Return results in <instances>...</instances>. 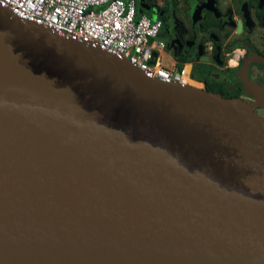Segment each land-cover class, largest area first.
I'll return each mask as SVG.
<instances>
[{
  "label": "water",
  "instance_id": "1",
  "mask_svg": "<svg viewBox=\"0 0 264 264\" xmlns=\"http://www.w3.org/2000/svg\"><path fill=\"white\" fill-rule=\"evenodd\" d=\"M254 109L0 8V264H264Z\"/></svg>",
  "mask_w": 264,
  "mask_h": 264
},
{
  "label": "built area",
  "instance_id": "2",
  "mask_svg": "<svg viewBox=\"0 0 264 264\" xmlns=\"http://www.w3.org/2000/svg\"><path fill=\"white\" fill-rule=\"evenodd\" d=\"M0 8L58 37L125 60L148 78L188 86L189 64L173 61L171 66H163L166 45L161 21L138 11L134 0H0ZM243 54L238 48L229 57L239 63Z\"/></svg>",
  "mask_w": 264,
  "mask_h": 264
},
{
  "label": "flooded vegetation",
  "instance_id": "3",
  "mask_svg": "<svg viewBox=\"0 0 264 264\" xmlns=\"http://www.w3.org/2000/svg\"><path fill=\"white\" fill-rule=\"evenodd\" d=\"M134 2L138 11L151 19L161 21V33L165 39L166 49L176 56L179 63L191 65V67L186 66V75L191 86L214 93H236L235 97L245 100L244 93H247L250 86H245L244 82L251 73L250 65H255L264 73V66L261 64L254 62L245 65L243 63L244 58L248 56L264 57V41L258 39L264 37V29L259 26L255 17L256 8L263 4L259 0H238V7H229L226 10L225 19H221L211 11L204 21L196 20L188 33L179 26L177 20L174 21L171 3L176 1L165 0L164 9L160 8L157 0H134ZM246 12L250 14L252 12L262 35L254 30L250 31L252 28L250 29L251 26L246 24L244 18ZM204 13H206L205 10ZM208 23L210 25L203 29L202 27ZM238 23L242 26L240 33L236 30L234 33L226 32L221 38L215 35L214 30L222 31L230 26L237 29ZM236 34L239 37H236ZM231 45H240L239 49L244 51L243 58L238 64L226 57V54L232 52L229 49ZM203 49L209 51V57L202 54ZM200 57H206L208 61L200 62ZM256 81L263 83V80L259 78H256ZM247 102L252 103L249 100Z\"/></svg>",
  "mask_w": 264,
  "mask_h": 264
},
{
  "label": "rangeland",
  "instance_id": "4",
  "mask_svg": "<svg viewBox=\"0 0 264 264\" xmlns=\"http://www.w3.org/2000/svg\"><path fill=\"white\" fill-rule=\"evenodd\" d=\"M175 3H171L172 10L174 11L173 18L174 21L177 20L179 23V26H181L187 33L191 31V26L194 25L196 20L198 21H204L211 11L216 14V16H220L221 19H225V15H227L226 10L229 7L236 8L238 7V0H215L212 1V4H210L209 0H174ZM219 1V2H218ZM157 3L159 4L160 8L164 9L165 0H157ZM219 3V4H218ZM201 6V7H200ZM204 10L206 13H204ZM244 18L246 19V24L251 23L250 31L254 30L259 35H262L261 30L257 26L256 20L251 14L246 12L244 13ZM253 26V27H252ZM240 28L237 27H225L222 31L214 30L215 35L219 36L220 38L223 37L224 33L231 32L234 33L235 30L238 32ZM260 31V32H259ZM239 33V32H238ZM236 37H239L238 34H236ZM260 40L264 41V37L258 38ZM202 54L204 56L209 55V51L202 50ZM209 57V56H208ZM163 66L169 67L173 64V61L177 63V65H180V61L176 58L175 55L169 50L166 49L163 52ZM201 65V64H200ZM202 90H204L202 88ZM205 91V90H204ZM264 102V97H263ZM256 112L264 116V106L263 107H255Z\"/></svg>",
  "mask_w": 264,
  "mask_h": 264
},
{
  "label": "crops",
  "instance_id": "5",
  "mask_svg": "<svg viewBox=\"0 0 264 264\" xmlns=\"http://www.w3.org/2000/svg\"><path fill=\"white\" fill-rule=\"evenodd\" d=\"M238 27L240 28L238 32H241V23H238ZM226 57H229V54H226ZM250 57V56H248ZM245 59V58H244ZM254 63V62H251ZM250 63V64H251ZM257 63V62H255ZM238 64V63H237ZM248 64V65H250ZM251 73L248 76V79L244 82L245 86H250L247 89V93H244V98L246 101L249 100L251 105H254V107H263L264 102H263V97H264V73L263 71L257 69L255 65H250ZM256 78L263 80V83H259L256 81ZM256 112V110L254 109Z\"/></svg>",
  "mask_w": 264,
  "mask_h": 264
},
{
  "label": "trees",
  "instance_id": "6",
  "mask_svg": "<svg viewBox=\"0 0 264 264\" xmlns=\"http://www.w3.org/2000/svg\"><path fill=\"white\" fill-rule=\"evenodd\" d=\"M255 17L257 19L259 26L264 29V2L259 8L258 7L256 8ZM209 25H210V23L205 24L202 28L206 29ZM235 48H240V45H231L229 47L230 50H233ZM218 94H220L224 98H235L234 95L236 93L235 94H233V93H218Z\"/></svg>",
  "mask_w": 264,
  "mask_h": 264
},
{
  "label": "bare ground",
  "instance_id": "7",
  "mask_svg": "<svg viewBox=\"0 0 264 264\" xmlns=\"http://www.w3.org/2000/svg\"><path fill=\"white\" fill-rule=\"evenodd\" d=\"M230 60H232V61H234V62H237L235 59H233V58H229ZM238 63V62H237ZM157 79V78H156ZM185 79H186V83H187V85H188V87L190 88V89H193V90H201V89H199V88H196V87H193V86H191L190 85V81H189V78L187 77V75H185ZM159 80V79H158ZM161 81V80H160ZM163 82V81H162ZM165 83V82H164ZM168 84H170V83H168Z\"/></svg>",
  "mask_w": 264,
  "mask_h": 264
}]
</instances>
